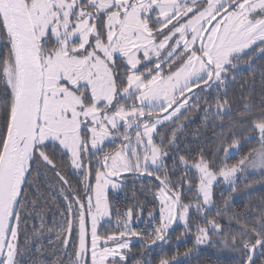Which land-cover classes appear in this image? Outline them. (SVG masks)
<instances>
[{"label":"snow or ice","instance_id":"1","mask_svg":"<svg viewBox=\"0 0 264 264\" xmlns=\"http://www.w3.org/2000/svg\"><path fill=\"white\" fill-rule=\"evenodd\" d=\"M257 58L264 0H0V264H130L134 240L163 246L177 225L186 256L220 243L264 264V196L209 217L217 183L264 175V74L228 98ZM200 111L220 121L213 146L181 149V120ZM126 174L152 182L151 231L134 227L138 200L101 231ZM52 191L59 220L42 211Z\"/></svg>","mask_w":264,"mask_h":264},{"label":"trees","instance_id":"2","mask_svg":"<svg viewBox=\"0 0 264 264\" xmlns=\"http://www.w3.org/2000/svg\"><path fill=\"white\" fill-rule=\"evenodd\" d=\"M244 59L247 58L245 57ZM261 74H264V58H257L247 69H239L235 74L236 82L228 85V98L236 100L238 103L240 98V84L245 80L251 82L253 77L258 83ZM189 116L190 118L187 121L181 120L184 127L182 130H178L181 149L188 147L193 149L198 147H203L205 149L212 148L214 142L213 133H218L220 131V121L218 119H213L211 116L208 121H205L202 111L190 112ZM120 143L121 141L119 140L109 142L106 144V150L116 148ZM257 147H259V145L254 140L245 143L241 149L228 158V163H236L250 148ZM68 171V178L73 186H75L78 177L72 174L70 170ZM126 178L127 183L123 191L119 194H115L113 191L109 192V197L113 205V215L111 217L112 224L106 225L101 231H115V222L118 219L115 212L118 210L123 213L127 206L135 204L137 200L143 206V216L138 223H134V227L151 231V227L155 223L154 221L149 223L148 212L158 207V204L153 203L152 193L148 191L147 188L142 190L141 187L142 185H150L152 182L147 179H140L135 174H126ZM262 180H264V175H261L259 172L251 175L246 173L238 180V190L235 192L232 191L231 185L217 183L213 189L214 206L209 212V217L211 218L216 214L217 208H223L226 200L231 204L232 208L239 209L246 204L249 199L256 200L260 196H264V185L260 183ZM246 185H251L252 190L250 191ZM134 194L135 199H133ZM46 195L52 196L53 199L42 205V211L47 214L48 220H51L53 216L59 220L60 217L57 210L62 206L60 199L55 191L46 192ZM188 195L191 196L192 193H188ZM226 220L227 216H225V222ZM182 232L183 228L181 226H175L174 230L169 233V243L163 246L158 244L153 248H149L146 241L134 240L132 252L136 255L132 258L130 264H135L136 260L141 259H148L150 264H158L159 260L162 258L172 259L173 257L177 264H239L238 253L224 248L220 243L200 246L193 249L192 253L186 256L185 253L188 249L193 248V244L188 238H184L180 242H177V237L180 236Z\"/></svg>","mask_w":264,"mask_h":264},{"label":"rangeland","instance_id":"3","mask_svg":"<svg viewBox=\"0 0 264 264\" xmlns=\"http://www.w3.org/2000/svg\"><path fill=\"white\" fill-rule=\"evenodd\" d=\"M118 140L120 141V139H113V140H110L109 142H114V141H118ZM109 142H107V143H109ZM117 147H119V145H118ZM245 174H246V173H245ZM245 174H244V175H245ZM94 182H95V181H94V179H93L92 183H94ZM219 183L224 184V185H227V183L224 182V181H222V180H221ZM110 191H113V190H112V189H109V192H110ZM113 192H114V191H113Z\"/></svg>","mask_w":264,"mask_h":264},{"label":"water","instance_id":"4","mask_svg":"<svg viewBox=\"0 0 264 264\" xmlns=\"http://www.w3.org/2000/svg\"><path fill=\"white\" fill-rule=\"evenodd\" d=\"M254 62V61H253ZM253 62L251 63V65L253 64ZM250 65V66H251ZM250 66H248V65H244V66H242L240 69H247V68H249Z\"/></svg>","mask_w":264,"mask_h":264}]
</instances>
